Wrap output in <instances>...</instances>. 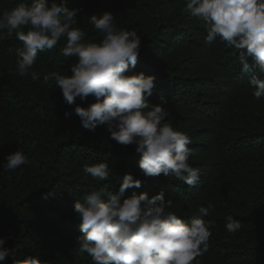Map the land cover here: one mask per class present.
I'll return each mask as SVG.
<instances>
[{
  "label": "trees",
  "instance_id": "trees-1",
  "mask_svg": "<svg viewBox=\"0 0 264 264\" xmlns=\"http://www.w3.org/2000/svg\"><path fill=\"white\" fill-rule=\"evenodd\" d=\"M19 2L0 0V14ZM185 6L186 0H66V7L81 9L77 27L90 41L102 35L90 17L106 11L118 27L141 36L136 65L127 74L156 75L158 83L147 99L164 104L173 126L191 138L189 163L202 173L194 187L170 175L145 176L135 145L111 139L106 125L95 131L82 126L55 81L43 79L52 72L70 74L76 63L75 56L63 57V38L52 50L37 53L30 69L39 74L35 81L18 74L15 49L22 41L14 35L0 39V237L6 247H18V258L94 264L78 250L74 203L101 187L117 191L130 173L141 186L127 189L121 199L162 191L170 210L185 222L200 206L211 205L205 219L215 224L208 250L197 258L200 264H264V97L254 98L238 63L240 50L219 38L206 43L202 21ZM93 102V96L76 100L82 107ZM65 111L71 113L68 118ZM17 149L28 163L5 170L6 155ZM100 161L107 164V181L83 172L84 165ZM228 216L242 222L239 232L226 231Z\"/></svg>",
  "mask_w": 264,
  "mask_h": 264
},
{
  "label": "clouds",
  "instance_id": "clouds-1",
  "mask_svg": "<svg viewBox=\"0 0 264 264\" xmlns=\"http://www.w3.org/2000/svg\"><path fill=\"white\" fill-rule=\"evenodd\" d=\"M79 8L66 7V0H20L0 14V39L15 36L22 47L15 49L16 67L21 77L30 75L38 52L52 50L62 38L63 57L75 56L71 73L52 72L43 76L54 80L66 104L73 106L82 126L95 131L106 125L111 139L122 146L135 145L140 154L138 166L145 176H174L194 187L201 170L190 165L192 140L177 130L168 119L164 104H151L158 81L155 74L143 72L128 75L136 65L141 36L135 29L118 27L112 12L90 17L99 41L77 27ZM184 11L202 21L212 44L219 38L239 51L241 71L248 74L253 96L264 97V0H186ZM6 30V31H5ZM95 97V102L82 107L77 98ZM65 118L71 113L65 111ZM5 170H15L28 163L21 149L6 155ZM85 174L97 181L108 180L104 161L86 164ZM141 181L126 173L117 191L109 187L92 190L74 203L79 219L77 238L80 252H86L94 264H200L197 259L208 250L211 228L215 221L205 219L209 207L200 206L190 222L171 211L161 191L152 197L145 193L121 199L129 188H139ZM240 220L227 217L226 231L239 232ZM0 237V264L10 257L12 264H43L38 255L18 258V247L5 246Z\"/></svg>",
  "mask_w": 264,
  "mask_h": 264
}]
</instances>
